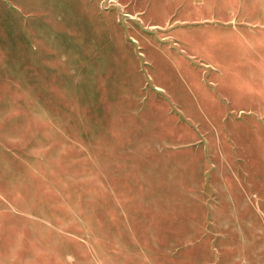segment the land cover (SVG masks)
<instances>
[{
  "label": "rangeland",
  "instance_id": "obj_1",
  "mask_svg": "<svg viewBox=\"0 0 264 264\" xmlns=\"http://www.w3.org/2000/svg\"><path fill=\"white\" fill-rule=\"evenodd\" d=\"M209 1L0 0V264H264V0Z\"/></svg>",
  "mask_w": 264,
  "mask_h": 264
},
{
  "label": "crops",
  "instance_id": "obj_2",
  "mask_svg": "<svg viewBox=\"0 0 264 264\" xmlns=\"http://www.w3.org/2000/svg\"><path fill=\"white\" fill-rule=\"evenodd\" d=\"M132 1L131 0H125L126 3H131ZM212 1L214 2V0H212ZM206 2H210V1L209 0H162L161 3L162 4L176 3L177 5H179V4L197 5V4H204ZM184 10L188 11V7H185ZM194 10H196L195 13H198L196 7H194ZM135 11H137V9H135ZM200 18H204V17L202 15H200Z\"/></svg>",
  "mask_w": 264,
  "mask_h": 264
}]
</instances>
